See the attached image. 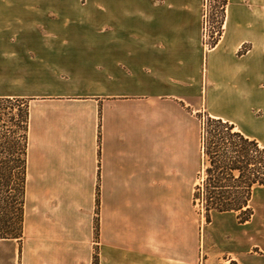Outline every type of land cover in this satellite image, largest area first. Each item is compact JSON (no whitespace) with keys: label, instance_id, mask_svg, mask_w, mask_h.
<instances>
[{"label":"crops","instance_id":"crops-1","mask_svg":"<svg viewBox=\"0 0 264 264\" xmlns=\"http://www.w3.org/2000/svg\"><path fill=\"white\" fill-rule=\"evenodd\" d=\"M205 2L0 0V98L30 111L23 238L0 264H199L198 114L264 146V0H229L207 52ZM250 207L214 214L206 262L264 264V187Z\"/></svg>","mask_w":264,"mask_h":264},{"label":"trees","instance_id":"trees-1","mask_svg":"<svg viewBox=\"0 0 264 264\" xmlns=\"http://www.w3.org/2000/svg\"><path fill=\"white\" fill-rule=\"evenodd\" d=\"M200 117L206 179L195 188L193 205L202 207L207 224L215 213H236L240 223L249 222L254 192L264 187V146L229 121L207 112ZM29 119V101L0 98V239L23 238ZM95 259L98 264L97 254Z\"/></svg>","mask_w":264,"mask_h":264},{"label":"rangeland","instance_id":"rangeland-1","mask_svg":"<svg viewBox=\"0 0 264 264\" xmlns=\"http://www.w3.org/2000/svg\"><path fill=\"white\" fill-rule=\"evenodd\" d=\"M225 0H206L205 2V13H204V35L203 43L204 48L207 51L211 50L215 46L216 42L220 40V37L223 34L222 24L225 20L223 18V12ZM224 26V25H223ZM217 34L215 35V33ZM249 47L244 46L242 52H248ZM3 94H0L2 96ZM4 96H8L4 94ZM10 99V98H8ZM12 99V98H11ZM13 99H22L24 101H29L24 98H13ZM257 114V111H254ZM199 116V114H198ZM203 128V117L199 118ZM242 131H244L241 128ZM264 144V142L262 141ZM205 165L202 163L201 173L193 182V188L185 191L186 196V205H185V240H186V262L192 261V254L194 249L200 246V260L199 264H209L207 261V252H208V242H207V222L202 211L201 206L194 207L193 205V195L195 188L198 185H202L206 179ZM198 238L200 243L198 244ZM224 264V263H223ZM234 264V263H229Z\"/></svg>","mask_w":264,"mask_h":264},{"label":"built area","instance_id":"built-area-1","mask_svg":"<svg viewBox=\"0 0 264 264\" xmlns=\"http://www.w3.org/2000/svg\"><path fill=\"white\" fill-rule=\"evenodd\" d=\"M217 34V32L215 33V35Z\"/></svg>","mask_w":264,"mask_h":264}]
</instances>
